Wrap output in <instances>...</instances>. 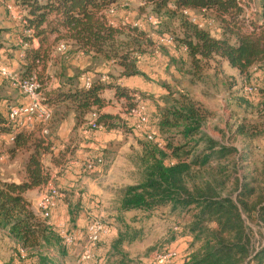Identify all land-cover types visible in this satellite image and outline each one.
<instances>
[{"label": "trees", "instance_id": "1", "mask_svg": "<svg viewBox=\"0 0 264 264\" xmlns=\"http://www.w3.org/2000/svg\"><path fill=\"white\" fill-rule=\"evenodd\" d=\"M15 1L25 11L26 32L22 38L28 45L18 75L21 79L35 77L43 101L53 108L54 123L68 109L75 111L77 124L96 110L100 123L114 127L119 115L101 112L109 101L104 91L113 89L114 97L129 99V88L95 82L85 89L69 81V87L47 89L46 73L49 63L54 62V45L60 40L67 42L69 48L60 53L67 58L83 53L112 60L121 67V75H145L139 69L137 56L142 58L144 45L152 42L149 36L129 23L115 24L109 19L106 10L118 0ZM145 2L157 11L181 14L182 34L173 36L172 45H177L181 59L189 61L193 79H203L221 61H227L242 76L251 74L257 66L264 68V20L248 29L240 0ZM183 8L213 12L222 27L221 36H213L190 21L182 13ZM34 38L39 41L38 47L31 46ZM166 88L168 101L158 105L157 115L162 142L139 141L141 149L134 162L139 178L117 191L118 213L162 207L171 213H189L185 228L191 236L192 249L181 264H264V241L255 247L254 232L245 220L256 221L264 228V155L257 159L252 146L253 141L264 136V120L244 116L234 123L228 139H243L245 144L240 148L227 142L226 134L218 139L204 130L215 115L204 102ZM0 132H14L8 116L1 111ZM49 138L42 136L39 124L15 131L6 153L11 159L24 155L23 179L7 180L0 172V230L14 241L18 255L20 244L30 248L25 257L30 264H57L44 248L52 247L65 254L58 229L37 216L25 194L49 182L50 165L58 163L64 154L62 150L54 154ZM124 237L125 233L118 229L110 243L109 256L122 253L119 245ZM0 264L25 263L10 259Z\"/></svg>", "mask_w": 264, "mask_h": 264}, {"label": "rangeland", "instance_id": "2", "mask_svg": "<svg viewBox=\"0 0 264 264\" xmlns=\"http://www.w3.org/2000/svg\"><path fill=\"white\" fill-rule=\"evenodd\" d=\"M5 1L6 0H0V24H13L12 19L7 15ZM246 2L245 23L246 27L250 29L254 25L261 24L264 20V0H246ZM118 10V13H120L119 15L122 16L120 19L124 22L141 21L143 25L140 30H143L152 42L150 45H144V54L139 62V69L145 74L143 75L146 82V85H144L145 87L137 90L129 89V99L125 97L117 98L113 95V99H109L108 103L112 104V101H114L112 105H116L117 102V105L121 107L120 112L122 114L125 113L123 115L124 117L119 116L120 119L115 121L116 125L112 128L103 125V128L99 129V131L104 129H118L128 134L119 139L115 138L114 142L106 149V161L113 162L118 156L122 158V160H119L117 165H115V172H123L126 174L125 176L128 182H137L139 171L135 167L134 162L141 149L139 141H146L148 139H146L145 133H143L144 131L140 132L134 129L140 134L139 139H137L133 131L134 120L126 119L125 116H129L128 111L130 110V106L133 104L135 105L137 101L136 95H140L141 99L146 103L150 115V124L148 128L157 129V137L161 140L157 115L158 105L163 106L168 101V88H166V86H168L171 91L184 92L192 98L204 102L212 109L215 113V119H210L204 127L207 133L218 139H221L223 135L226 134L225 139L227 142H231L240 148L243 147L245 141L240 137L234 140L228 138L231 135L234 123L237 122L240 117L245 116L253 120H264V68L257 66L251 74L242 76L237 69L221 61L216 65V69L208 70L207 73L204 74L203 79L195 80L189 74V61L180 58L182 54L179 52L177 45L174 46L159 42V38L162 36L172 35L176 37L182 34V18L180 13L166 11L165 9L157 11L153 6L144 4L143 0H129V6L121 7ZM115 14H117V12ZM192 15L195 16L199 22L203 23L204 28L209 30L213 36H221L222 27L219 19L213 12L193 11ZM147 16H153L157 20V23L146 21L145 18ZM59 42H57L54 47ZM173 58H175L176 61H173ZM66 60H68V58L65 54L54 53V62L57 64L50 68L51 70L48 71L50 73H46L48 75L46 81L47 89H52L53 87L50 84L52 77L49 74L57 76L63 68L68 66ZM216 72L218 73L215 74ZM107 73L116 76L118 70L108 71ZM76 76L77 75H75V78ZM5 80L7 82H3L0 86V97L6 95L11 98L5 102V105L9 108L19 104L16 100L20 97L22 92L15 81ZM233 84L234 86H231ZM248 85L256 86L257 90L252 93L245 91V86ZM241 101L244 103H239ZM108 103L106 105H108ZM258 109L260 111L257 116L256 111H258ZM116 115H118V113ZM226 118L227 124L224 126ZM52 122L53 119L50 123V131ZM42 136L47 138L50 137V134ZM7 146L3 147L1 151L5 156V161L11 160L8 163V165L10 164V169L5 171V176L3 177L13 181L16 179L18 182V180H22L24 176L22 169L24 155L19 154L16 158L11 159L6 153ZM252 146L255 148V150L253 148L255 157L257 159L261 158V156L264 155V136L253 141ZM70 147L71 144H64V147L60 149L64 152L61 159L57 160L58 163L50 165L51 179L49 181L60 190L61 195L65 194V192L55 182L54 176L52 177V174H54L52 170L55 166L59 168L65 163L67 153L71 151ZM59 152L56 155H58ZM47 158L48 157L44 159L46 164L48 163ZM2 161L3 160H0V166L4 164ZM131 167H133V169H131ZM56 175H58V171ZM46 185L43 186V189ZM127 185L126 183L117 187V191ZM77 188L78 186H76L74 190ZM72 199L75 198L72 197ZM29 201L37 216L47 224H51L53 218L50 216L49 219H44L35 209L34 201L32 202L30 199ZM79 205L80 202L76 198L74 200L73 213L69 216V220L66 219L63 221L67 230L72 231L78 216L84 214V218L88 223L93 219H99L109 224L112 228H116L115 236L104 239V241L102 239L97 247L100 246L105 248V246H110V243L113 241L114 237H116L118 229L125 233L124 240L121 242V245H119V250H123L122 253H112V256H109V251H105L104 259L102 258L103 264H181L192 249V239L185 228L187 221L190 219L189 213H171L167 207L154 209L152 211L133 209L118 213L119 204L117 195L115 200L112 199L108 202V209L110 210L104 214L86 213L84 209L79 208ZM112 210L115 211L111 212ZM245 220L247 225L254 232V244L255 247H257L259 243L264 241V228L258 225L256 221H252L248 218ZM85 229L87 230V226H85ZM85 235L86 231L83 232V238L78 239L77 243L73 246L67 247L64 245V255H61L56 249L54 250L50 247L49 249L52 251L54 250V253L58 256L56 257V263L74 264L80 255ZM167 252H174L175 255L168 261L161 260L159 255ZM53 257L55 256L53 255ZM10 259L20 262L22 260L25 261L27 258H21L17 254L15 243H10L8 239L0 233V261H7Z\"/></svg>", "mask_w": 264, "mask_h": 264}, {"label": "crops", "instance_id": "3", "mask_svg": "<svg viewBox=\"0 0 264 264\" xmlns=\"http://www.w3.org/2000/svg\"><path fill=\"white\" fill-rule=\"evenodd\" d=\"M143 3L147 4L145 0H143ZM9 5L12 6V9L8 8ZM5 9L7 11L8 17L12 19L13 24H0V62L7 65L10 70L18 73L24 60L25 47L28 46L27 44H25L22 38V35L26 32L24 28L25 11L22 10V8L16 3L15 0H6ZM118 11H116L117 14H115L116 12L114 14H108L109 19L115 24L123 22L120 19L122 16L119 15L120 13H118ZM31 46L38 47V39L34 38L32 40ZM66 61V64L68 66L63 68V70H61L60 73L57 74V76H54V74H50L52 77V80L50 82L51 86L60 87L61 85H63L64 87H69L70 82L73 86H82L81 74L83 72L90 74L94 78V81L97 82L100 74L107 73L108 71H114L116 69L118 70L117 75L112 76L111 74H109L110 79L105 83L112 82L113 84H118L131 90L142 89L145 87L144 85H146L143 75H121V67L114 63L112 60L93 58L91 56L84 55L83 53H79L70 56ZM224 62L228 64L227 61ZM56 64V62H50L47 71H50V68ZM75 75H77L76 78ZM70 78L71 80H68ZM3 82L5 83L7 81L0 75V86ZM113 95V89H106L104 91V96L107 99H113ZM10 99L11 98L6 95L0 97V111L5 115H7L8 112V106L5 105V102ZM16 101L19 104H22L28 102L29 98L28 96L21 94ZM112 102V104H114V101ZM112 104L108 103V105L102 108L101 112H108L114 115L118 113L120 117H124L123 115L125 113L122 114L120 112L121 107L117 105L118 103L116 102V105ZM88 115H86V119ZM125 117L126 119L134 120L130 116H128L129 118L127 116ZM214 119L215 115L212 120ZM226 124L227 118L224 121V126ZM133 131L134 136L139 139L140 134L136 132L134 128ZM7 134L8 133L0 132V150H2L3 147L11 144L7 138ZM124 135L126 136L128 134L126 132L123 133L118 129H104L102 131L89 130L86 132L84 130V122L80 124L76 123V113L73 109H68L65 112L64 116L60 118L56 123H54V121L52 122L49 139L52 141V150H54V154L56 155L59 150L64 147V144H71V151L67 153L65 163L59 168L55 166V168L52 170L54 173L52 174V177L54 176L55 182L65 192V194H62L63 196L61 195V198L58 199L56 206L52 210V225L56 227L60 222L63 223V221L66 219L69 220V216L73 213L74 200L76 198L80 202L79 208L84 209L86 213L104 214L105 212L110 210L108 209V202H110L112 199L115 200L116 198L117 187H120L121 185L126 183L128 185L136 183L128 182L125 176L126 174H124L123 172H115V165H117V162L119 160H122L121 157L118 156V158H116L113 162L106 161L105 156L108 146H110L114 142L115 138L119 139ZM1 156L3 157V159L0 160H3L2 163L4 164H1L0 172L2 176H5V171L10 169V164L8 165V163L11 160L5 161V156L3 154ZM91 159H101V162H96L93 168H88L86 162ZM131 169H133V167H131ZM57 171L58 175H56ZM7 180L10 179L8 178ZM76 186H78V188L74 190ZM44 189L43 186H41L39 188L30 189L25 193L26 196L30 200H32V202L34 201V207L36 210V200L39 198L41 192ZM72 197L75 199H72ZM114 211L115 210H112L111 212ZM85 226H88V222H86L84 214H80L77 218V221H75L74 223L72 231H70L74 235V238L76 240L75 244L77 243L78 239L83 238V232L87 231L85 229ZM0 233L5 238H7L10 243H14L7 232L0 230ZM112 236H115V228H112L111 233L103 236L102 239L104 241V239L110 238ZM109 247V245L105 246V248L100 246L97 247L95 249L97 259L86 262L85 264H103L102 258L104 259V253L105 251L109 250ZM44 249L45 252L49 254L51 259L56 262V257L58 256L54 253V250L52 251L49 248ZM53 255L55 257H53ZM24 263L30 264V261H28L27 259L24 261Z\"/></svg>", "mask_w": 264, "mask_h": 264}, {"label": "built area", "instance_id": "4", "mask_svg": "<svg viewBox=\"0 0 264 264\" xmlns=\"http://www.w3.org/2000/svg\"><path fill=\"white\" fill-rule=\"evenodd\" d=\"M246 0H240V5L246 11ZM129 6V0H118L114 5L109 7L106 10L108 14H114L119 8ZM173 8V4H170ZM9 9H12V6H8ZM182 13L192 22L196 23L199 27H204L203 23L192 15L193 9L183 8L181 9ZM146 21L150 23H157V20L153 16H147ZM129 23L137 28H141L143 23L141 21L136 22H122ZM159 42L164 44L172 45L174 42V37L172 35H165L159 38ZM69 48V45L65 41H60L54 47V53L65 52ZM139 61L142 59L141 56H137ZM0 75L7 79L15 81L16 85L19 87L22 94L28 96L29 101L14 105L8 108L7 116L10 123L14 126V132L21 128H32L34 125L39 124L41 126V134L49 135L50 134V123L53 119L54 111L53 108L46 102L43 101V95L38 90L39 84L35 77L30 79H21L18 73L9 69V67L0 62ZM82 86L85 89L90 88L96 81L88 73H82ZM110 77L108 73L100 74L97 83H105L109 81ZM257 90L256 86L248 85L245 86V91L252 93ZM135 105L128 111V115L134 119L133 127L134 129L145 133V137L148 140H158V130L151 128L150 124V115L148 113L146 103L141 99L140 95H136ZM98 112L93 110L89 113L87 119L84 122V130L87 132L89 130H99L103 128V124L98 121ZM14 132L7 134V138L10 142L14 139ZM0 159H3L0 156ZM96 162H101V159H91L86 162L88 168H93ZM61 197L60 190L51 184V181L47 183L45 189L41 192V195L36 200L37 211L44 219H49L51 216L53 208L56 206L58 199ZM58 232L62 237L64 245L67 247L73 246L76 242L74 235L66 229L63 223H59L57 226ZM112 227L109 224L99 220L93 219L88 223L87 231L84 239V243L74 264H85L86 262L93 261L97 259L95 254V249L100 243L103 236L110 234ZM30 248L20 244L18 246V252L21 258H25L28 255ZM43 249L41 248L40 251ZM45 250V249H44ZM173 255L174 252H167L160 254L159 258L164 261H168Z\"/></svg>", "mask_w": 264, "mask_h": 264}]
</instances>
